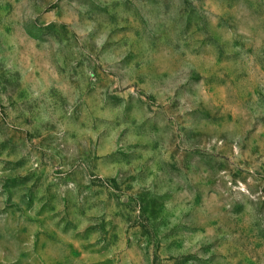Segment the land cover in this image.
Segmentation results:
<instances>
[{
	"label": "rangeland",
	"instance_id": "rangeland-1",
	"mask_svg": "<svg viewBox=\"0 0 264 264\" xmlns=\"http://www.w3.org/2000/svg\"><path fill=\"white\" fill-rule=\"evenodd\" d=\"M0 264H264V0H0Z\"/></svg>",
	"mask_w": 264,
	"mask_h": 264
}]
</instances>
